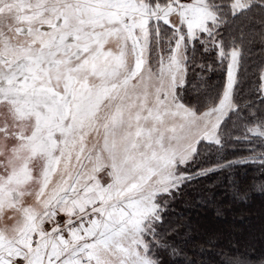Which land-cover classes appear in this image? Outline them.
I'll use <instances>...</instances> for the list:
<instances>
[{"label":"snow or ice","instance_id":"1","mask_svg":"<svg viewBox=\"0 0 264 264\" xmlns=\"http://www.w3.org/2000/svg\"><path fill=\"white\" fill-rule=\"evenodd\" d=\"M0 264H264V0H0Z\"/></svg>","mask_w":264,"mask_h":264}]
</instances>
